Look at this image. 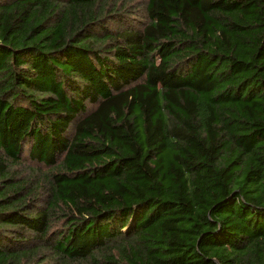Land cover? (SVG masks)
<instances>
[{"label": "trees", "instance_id": "1", "mask_svg": "<svg viewBox=\"0 0 264 264\" xmlns=\"http://www.w3.org/2000/svg\"><path fill=\"white\" fill-rule=\"evenodd\" d=\"M0 264H264V0H0Z\"/></svg>", "mask_w": 264, "mask_h": 264}, {"label": "rangeland", "instance_id": "2", "mask_svg": "<svg viewBox=\"0 0 264 264\" xmlns=\"http://www.w3.org/2000/svg\"><path fill=\"white\" fill-rule=\"evenodd\" d=\"M135 8V7H134ZM136 13V12H135ZM134 16H137V14H135Z\"/></svg>", "mask_w": 264, "mask_h": 264}]
</instances>
